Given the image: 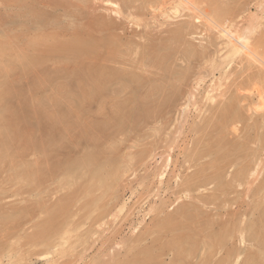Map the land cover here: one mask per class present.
<instances>
[{"label":"rangeland","instance_id":"rangeland-1","mask_svg":"<svg viewBox=\"0 0 264 264\" xmlns=\"http://www.w3.org/2000/svg\"><path fill=\"white\" fill-rule=\"evenodd\" d=\"M23 1L0 0V264H264V0ZM251 26L257 58H229Z\"/></svg>","mask_w":264,"mask_h":264},{"label":"bare ground","instance_id":"bare-ground-1","mask_svg":"<svg viewBox=\"0 0 264 264\" xmlns=\"http://www.w3.org/2000/svg\"><path fill=\"white\" fill-rule=\"evenodd\" d=\"M14 1V0H13ZM31 1H33V2H35V3H37V5L39 4V5H42V6H44V7H47V8H50V9H52V10H54V11H56V12H60V13H62V14H68L70 11H71V5H69V3L68 2H66V0H31ZM17 2V1H16ZM22 2H24L23 0H22ZM70 2V1H69ZM111 2H113V1H111ZM118 2V1H117ZM193 2H194V0H193ZM13 3V2H12ZM18 3V2H17ZM201 3V2H200ZM191 4H193L192 3V1L191 0H180L179 1V5H178V8H175V12H178L179 10H180V8L182 7V6H187V5H191ZM16 5V4H15ZM23 5V3L21 4V5H18L17 6V8L18 9H27L28 8V6H25V5H27V4H25L24 6H22ZM38 5V6H39ZM31 6V5H30ZM115 6H117L116 4H115ZM192 6V5H191ZM215 8V7H214ZM217 8V7H216ZM113 9V8H112ZM117 9H119V7H117ZM117 9H113V11L114 10H117ZM189 9V8H188ZM219 10H216V14L218 15H220V13H221V15H223L222 14V11H220L221 9L220 8H218ZM183 10V9H182ZM191 11V10H190ZM115 13H116V11H114ZM199 12V11H198ZM119 13V12H118ZM118 13H116L117 15H118ZM121 14V13H120ZM119 14V15H120ZM199 14H200V12H199ZM216 14H214V15H216ZM230 14V13H229ZM181 17V16H180ZM220 17V16H219ZM230 18V17H229ZM108 19V18H107ZM109 21V20H108ZM110 23V22H109ZM43 24V23H42ZM45 25V24H44ZM112 25V24H111ZM36 26V25H35ZM43 27H45V26H43ZM111 27V26H110ZM109 27V28H110ZM257 27V26H256ZM41 29V28H40ZM52 29V28H51ZM55 29V28H54ZM220 29V28H219ZM224 29V28H223ZM245 30V29H244ZM65 31V30H64ZM222 31V30H221ZM240 31H243V29L242 30H240ZM246 31V33H238L237 31H233V30H223L222 31V37L223 38H225L227 41H228V48H227V50L230 48V52H229V55H228V57L229 58H235V57H240V56H242V55H246V56H248L249 58L250 57H254L255 58V54H254V50H253V48H252V46H251V40H252V36H253V34H254V27L253 26H251V27H249V28H247V30H245ZM56 35V34H55ZM260 41V40H259ZM259 41H258V43H259ZM261 42V41H260ZM262 43V42H261ZM260 44V43H259ZM263 44V43H262ZM262 44H260V45H262ZM253 45V44H252ZM255 47L257 46V45H254ZM13 48V47H12ZM258 48H261V47H258L257 46V49ZM13 50V49H12ZM255 52H256V50H255ZM257 54V53H256ZM259 57V56H258ZM257 58V57H256ZM255 58V59H256ZM57 59V58H56ZM254 59V60H255ZM259 59V58H258ZM263 62V61H262ZM261 62V63H262ZM242 65V64H241ZM49 79V78H48ZM112 81V80H111ZM46 82V81H45ZM210 95H211V93H210ZM211 100H215L216 98H210ZM2 102V101H1ZM262 103V102H261ZM233 107V106H232ZM227 110V109H226ZM222 111V110H221ZM215 112H216V110H215ZM223 112V111H222ZM11 119V118H10ZM21 130V129H20ZM30 139V138H29ZM222 165H224V164H222ZM225 167H226V165H224ZM229 166V165H228ZM231 166V165H230ZM36 184V183H35ZM262 185V184H261ZM263 186V185H262ZM176 221V220H175ZM263 221V220H262ZM167 223V222H166ZM260 223V222H259ZM158 225V224H157ZM168 225H170V222H169V224H164V225H161L160 227L163 229V227H168ZM159 227V228H160ZM165 227V228H166ZM171 227V226H170ZM154 228V227H153ZM156 228V227H155ZM174 228H176V227H174ZM168 229V228H167ZM164 230H166V229H164ZM154 231V230H153ZM159 231V230H158ZM260 231V230H259ZM179 240V239H178ZM179 245V244H178ZM158 249V248H157ZM154 257V256H153ZM152 258V257H151ZM149 260H150V258H149ZM155 262V261H154ZM149 264V263H148Z\"/></svg>","mask_w":264,"mask_h":264}]
</instances>
